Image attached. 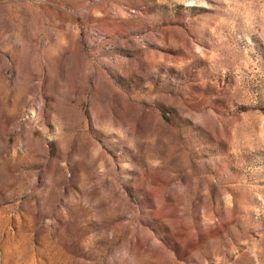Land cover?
Listing matches in <instances>:
<instances>
[{
	"label": "rangeland",
	"instance_id": "374dc122",
	"mask_svg": "<svg viewBox=\"0 0 264 264\" xmlns=\"http://www.w3.org/2000/svg\"><path fill=\"white\" fill-rule=\"evenodd\" d=\"M0 264H264V0H0Z\"/></svg>",
	"mask_w": 264,
	"mask_h": 264
}]
</instances>
